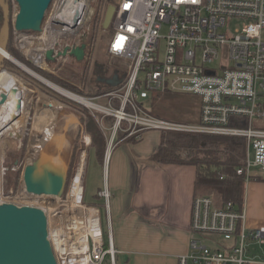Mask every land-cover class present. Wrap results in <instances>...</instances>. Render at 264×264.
<instances>
[{
  "label": "built area",
  "instance_id": "2783aa9c",
  "mask_svg": "<svg viewBox=\"0 0 264 264\" xmlns=\"http://www.w3.org/2000/svg\"><path fill=\"white\" fill-rule=\"evenodd\" d=\"M99 1L53 0L40 37L15 30L18 50L26 56L35 40L43 42V47L50 41L49 35L61 33L51 47L45 46L44 62L49 49L56 56L66 47L81 45L86 27L101 16ZM111 6L113 31L108 39V54L122 62L118 71L124 75L123 80L93 99L67 90L93 104L91 107L67 98L90 108L102 126L108 138L104 166L118 144L155 131L243 137L247 157L237 174L245 181L257 172L264 174V0H115ZM79 10L82 14L78 19ZM67 16L74 19L78 31L59 24ZM234 22L239 23L233 25ZM160 93L196 97L198 119H167L145 110L141 102ZM51 99L60 102L52 96ZM60 105V109L71 106L62 102ZM108 117L114 122L106 128L103 121ZM231 119H243L247 126L233 125ZM120 133L124 134L121 139ZM6 170L2 168L0 174V204L38 207L36 200L42 203L39 207L47 215L57 264H104L107 258L115 264L119 251L111 235V192L106 175L98 196L108 214L107 234L101 209L84 203L83 166L71 176L68 193L57 201L28 193L24 183L6 192ZM76 181L78 198L72 194ZM246 220L243 208L239 211L231 203L219 207L212 196L196 197L191 217V232L196 236L190 239V251L180 257L178 264H252L250 245L264 242V227L248 229Z\"/></svg>",
  "mask_w": 264,
  "mask_h": 264
},
{
  "label": "crops",
  "instance_id": "0c3cea01",
  "mask_svg": "<svg viewBox=\"0 0 264 264\" xmlns=\"http://www.w3.org/2000/svg\"><path fill=\"white\" fill-rule=\"evenodd\" d=\"M40 106L46 115L35 121L33 128L37 131L41 122L47 135H51L56 124L49 128L47 121L57 109L45 99ZM75 119L69 116L68 127L76 124ZM160 138L159 132H146L135 142H121L112 153L107 184L111 192V235L119 251L115 264H178L180 257L190 251V239L196 236L191 232V217L194 199L201 196L196 187L197 168L154 162L151 157L159 148ZM57 139L62 145L64 139ZM86 158L85 176L89 154ZM59 159L63 158L56 157L58 163ZM57 162H53L55 168L63 169ZM63 163L67 165L65 160ZM256 174L244 185L242 208L248 229L264 227V174ZM106 231L108 233L109 229ZM252 243V264H264V258L252 250L254 245L264 242Z\"/></svg>",
  "mask_w": 264,
  "mask_h": 264
},
{
  "label": "rangeland",
  "instance_id": "374dc122",
  "mask_svg": "<svg viewBox=\"0 0 264 264\" xmlns=\"http://www.w3.org/2000/svg\"><path fill=\"white\" fill-rule=\"evenodd\" d=\"M10 1L11 2L9 4L11 5V8H12V12L10 11V15H11V19L14 21L19 11V7L15 0H10ZM114 2L115 0H100L99 1L97 6L103 8V11L101 12V16H96V19L90 24V26L86 27L85 32L83 34V40H84L83 43L86 44V56H85L84 62H86L87 64L89 63V66L91 67V69L93 68L92 67L93 63H95L97 60V54H99L100 51L103 49H104V52H103L104 58L107 60V63L110 65L112 69L119 70L120 67H123L122 62L119 59L112 58L105 53V42H106L107 36H109L108 35L109 31L110 32L113 31V26L111 27L109 25L108 29H104L103 24H104L106 11L108 7L111 6ZM238 23L239 22H234L233 25H238ZM24 32H27L26 35L28 36L34 35V36L40 37L39 32H32V31H24ZM13 33H14L15 47L17 48L15 30ZM63 43H65V41H63ZM42 45H43V42L35 40L32 45V49L37 50L40 47H42ZM61 46H62V43L59 44V47ZM92 50H93V53H92ZM42 52L43 50H40L39 58ZM26 56L28 60L38 69L43 70L44 72L54 74L65 80L69 79L67 70L69 69L70 66L79 67L74 57H71V56H68L66 58H57L55 62H50L47 59H45V61L42 62L41 65H38V64L36 65V63L34 62L36 61L37 57H35L34 59V57L28 54ZM22 64L24 65L23 67L26 66L28 70L31 69L24 63ZM80 67H83V65H81ZM5 71L10 73L12 76L4 88L1 89V86H0V99L8 98L9 101H13L16 96H21L23 100L24 98L27 99V109H25V112H23V115H22V116L24 115L27 116L24 118L25 121L23 125V130H24L23 135L21 137H13V136L11 137V136H7L6 135L7 133H5L2 136V138H0V143L4 142V145H2V149L4 151L3 153L4 154V166L7 167L8 164H10L11 166L16 167L15 171L8 172V173H11L10 175H8L11 182L13 181V179L17 180L15 189L18 188L20 185H23L24 183L23 182V170L25 166L35 161V158L37 157L39 158L40 156H42V154L53 156L55 158L62 157L65 160V162H67L68 164V169H69L68 175L69 176H71L72 174L74 176V174L78 171L80 166H83V169L85 172V168H86L85 161L87 159L86 158L87 155L89 154V161H88L89 165H88L86 176L84 178V183H85L84 203L87 204L88 206L98 207L99 209H101L102 226H103V229L106 231V229H109L108 228V214L105 210V205H104L103 200L97 195H98V192L101 190L99 188L102 186L104 187L105 185L104 183L105 175L107 179L108 167L110 166L109 165L110 161L108 164L109 166L107 165V166H104L103 168L101 167L100 161L98 160L97 156L95 155L91 147V144H92L91 137L92 136L89 133H88L89 135L86 134L87 131H86L84 122L87 119V115H91L94 118L92 114V110L90 108L83 106L82 104L69 100L70 98L67 99L68 98L67 96H64L61 94L62 96L65 97L63 98V100L71 104L73 107L71 106L63 107V109H60L61 105H59L60 102H58L59 109L58 110L54 109V112H53L54 115H52V119L47 121L48 124H50L49 128H51V126L56 124V127L54 128L51 135L48 134L49 135L48 136L47 133L44 132V130H42V128H39L37 131H35L33 128L35 124V120L37 121L46 115L44 112H41V106H40L41 100L45 99L49 103H52V104H55L56 101L52 100L51 96L46 94V92L42 91L39 88V86L36 85L35 82H31L27 77L22 76L21 74H18L8 69H6ZM34 73L43 77L49 82L53 83L49 79L45 78V76L35 71ZM90 73H91V70H90ZM84 83H86L87 85L85 86ZM84 83L78 84L79 85L78 89L80 91L79 95L93 99V97L99 94V92H97L95 88L92 86L93 85L92 84L93 83L92 74L91 76L90 75L88 76L87 81ZM95 101L98 103L104 102L101 99L100 100L96 99ZM141 103L143 104V108L145 110L147 111L151 110L149 112H152V113L156 112L161 117H165L167 119L179 118L180 119L179 121L187 120V121L193 122L195 120L194 118H195L196 113H198V99L191 95L175 94V93H160L159 95H154L153 98H150L149 100H146ZM70 115H73L76 118L75 120H77V122L75 125L73 123L72 124L73 126L71 125L68 127V123H69L68 119ZM98 116L100 117V115ZM103 125H105L106 128L110 127L107 125V121H105V119L103 121ZM100 128L103 132L102 126ZM148 132H151V131H147V133ZM54 135L56 139H53ZM57 137H61L64 139L62 145L61 143L59 144ZM105 139H106V146H105V153H106V149L108 146V138H105ZM46 141L48 142L45 144ZM251 154H250V157H251ZM111 158H112V155H111ZM63 159H59L60 160L59 163H61ZM104 168L106 171L103 170ZM5 173L7 174L6 171ZM3 181L5 183V178H3ZM69 183H70V179L68 181L67 190L64 195L68 193ZM4 188H5V191H9L11 189V188L8 189L6 184ZM199 195L212 196L215 200L217 199L213 193H208V191L206 190H199ZM44 197L45 196H43V198L41 199H45ZM54 201H57V200H54ZM36 202L37 203H35V205H38V207L39 205H42V203H40L39 200H36ZM106 234H107V231H106ZM105 240L107 241V235H105ZM252 250L255 251V254L258 257L264 258V244L263 245L256 244L253 246ZM104 264H111V262L107 258Z\"/></svg>",
  "mask_w": 264,
  "mask_h": 264
},
{
  "label": "trees",
  "instance_id": "16d2710c",
  "mask_svg": "<svg viewBox=\"0 0 264 264\" xmlns=\"http://www.w3.org/2000/svg\"><path fill=\"white\" fill-rule=\"evenodd\" d=\"M6 2H8V8L12 12L11 5L9 4L11 1L6 0ZM2 25L3 11L0 6V31ZM13 32L14 28L13 25H11L8 35V52L17 60L24 63L35 72L45 76V78L49 79L53 83L71 92L80 94L78 84L86 82L88 76H91L92 74V86L97 92L102 93L110 90L111 87L106 83H103L101 79L111 78L114 75L116 69H112L107 63V60L104 58L103 54L104 49L101 50L99 54H97V60L95 63H93L92 69L89 66V63L87 64L84 62V60L77 61L74 58L79 67L70 66L67 70L69 79L65 80L54 74L38 69L28 60L27 57H25V55H22V53H20L15 47ZM108 35H110V31ZM108 39L109 36H107L105 42V53L109 56ZM28 51H30V49H28ZM2 65V69H8L27 77L31 82H35L36 85H38L39 88L46 92V94L49 96L56 98L62 103L71 105L63 100V98H65L64 96L42 84L41 82H38V80L29 76L11 61L4 60ZM81 65H83V67H80ZM84 84L85 86L87 85L86 83ZM154 114L160 116L156 112H154ZM176 119L180 120L179 118ZM194 119V121L198 119L197 114L195 115ZM241 120L236 122L235 120L232 121L231 119V122L236 126H247V122H245L243 119ZM106 121L107 125L111 126L114 122V119L108 117ZM85 127L87 133L92 136V150L102 164L105 155L106 137L103 134L98 122L91 115H87ZM261 127H264V124ZM123 135L124 134H119V137H123ZM128 141L135 142L136 140L132 137L129 138ZM246 157L247 141L243 137L166 132L161 133L159 148L157 152L152 155L151 159L159 164L194 165L197 168L196 187L198 190H206L208 193H213L217 198L215 201L219 207H223L225 204L231 203L234 208L236 207L239 211H241L243 206L244 185L246 181L243 176L237 174V168L244 164ZM10 174L11 173L7 172L5 175V184L8 189H15L17 180L13 179L11 182L8 177ZM71 176H69V179H71ZM104 232L106 231L104 230Z\"/></svg>",
  "mask_w": 264,
  "mask_h": 264
},
{
  "label": "water",
  "instance_id": "95a60500",
  "mask_svg": "<svg viewBox=\"0 0 264 264\" xmlns=\"http://www.w3.org/2000/svg\"><path fill=\"white\" fill-rule=\"evenodd\" d=\"M52 1L16 0L19 11L13 21L8 2L0 0L3 11V25L0 31V74L5 71L2 69L4 60H9L41 83L49 86L48 83L32 75L29 72L31 69H24L21 66L23 64L8 53L7 45L11 25H13L14 30L19 32H41L45 14ZM78 12L77 18L79 19L82 11L79 10ZM113 12L114 7L109 6L105 14L104 29H108ZM45 56L50 62L68 56L74 57L77 61H83L86 56V44L82 43L74 48L66 47L56 56L54 51L49 49ZM123 78L124 75H120L119 71L116 70L111 78H103L101 81L110 87H116ZM49 87L55 90L51 86ZM51 160L57 162L55 157L42 154L39 158H35V161L25 166L23 182L28 193L56 198L64 196L69 181L68 164L66 165L62 161L61 163L57 162L64 167L60 171L55 168L56 166ZM0 264H57L49 240L47 215L43 209L36 206H18L12 203L0 204Z\"/></svg>",
  "mask_w": 264,
  "mask_h": 264
},
{
  "label": "bare ground",
  "instance_id": "6f19581e",
  "mask_svg": "<svg viewBox=\"0 0 264 264\" xmlns=\"http://www.w3.org/2000/svg\"><path fill=\"white\" fill-rule=\"evenodd\" d=\"M60 21H61V22H59L60 25H63L64 27H66L65 29L69 28L70 30H73L74 32H76L78 30V27H76V24L74 22V19H72V17L67 16L66 21L62 20V19ZM60 34L61 33H57L56 35H52V34L49 35L48 38L50 39V41H48L45 46L51 47V45L54 42H56V39H57V37ZM30 42L31 41L29 40V43ZM45 46H43V47H41L40 49H37V50L36 49H32V48H28V49H30V51L27 50V53L29 55H31L32 57H34V59H35V57H37L36 61H34V62H37L38 64H41L42 61L40 59H42V57H43V52L41 53L40 58H39V54H40V50L44 51V49H47V48H45ZM21 66L23 67V65H21ZM23 68L27 69L26 67H23ZM29 72L32 73V75L36 76L38 79L42 80L43 82L48 83L49 86H51L55 90L61 92L63 95H66L67 97H69V98H71V99H73L75 101L82 102V103L86 104L87 106H91V107L93 106V104L89 100L84 99V98H82V97H80L78 95H74L72 93H69L68 91L62 89L61 87H59V86H57V85H55L53 83L48 82L43 77L37 75L36 73H34L31 70H29ZM11 76L12 75L10 73H8L7 71H3L0 74V86H1V89L6 85V83L9 81ZM50 104H52V103H50ZM58 104H59L58 102L53 104V106L57 110L59 109ZM25 109H27V99L26 98H24V100H23L21 98V96H16L13 101H9L8 98H1L0 99V138H2V136L5 133H7L6 134L7 136H11V137L12 136L13 137H21L23 135V133H24L23 125H24V121H25L24 118L27 117L25 115L22 116L23 112H25ZM42 115H43V113H42ZM39 123H40V125H38L39 128H42V130H44L45 129L44 128L45 125H43L41 122H39ZM45 130H44V132H45ZM36 141H37V139H36ZM2 145H4V142L0 143V174L2 172V168H6L4 166V154H3L4 151L2 149ZM80 169H82V168H80ZM59 170L62 171V169H59ZM78 185H79L78 181H76V183L74 185V188L72 190L73 196H76L77 198L79 197L78 196V193H79V186ZM40 197L43 198V196H40ZM44 198L45 199H51V200H58V198L52 197V196L51 197L50 196H45Z\"/></svg>",
  "mask_w": 264,
  "mask_h": 264
},
{
  "label": "flooded vegetation",
  "instance_id": "af4514ba",
  "mask_svg": "<svg viewBox=\"0 0 264 264\" xmlns=\"http://www.w3.org/2000/svg\"><path fill=\"white\" fill-rule=\"evenodd\" d=\"M15 169H16L15 166H11L10 164H8L6 172L15 171Z\"/></svg>",
  "mask_w": 264,
  "mask_h": 264
}]
</instances>
